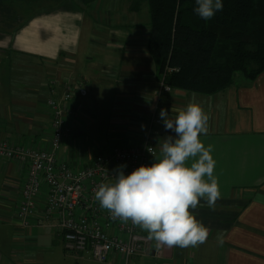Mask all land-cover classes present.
<instances>
[{
	"label": "crops",
	"instance_id": "obj_1",
	"mask_svg": "<svg viewBox=\"0 0 264 264\" xmlns=\"http://www.w3.org/2000/svg\"><path fill=\"white\" fill-rule=\"evenodd\" d=\"M130 6L128 0H98L89 8L81 0L18 5L19 28H0V141L49 150L52 113L46 100L59 99L63 82L72 81L77 87L74 105L82 116L72 123L75 134L64 142L59 160L76 169L88 165L102 152H83L86 123L97 120L90 95L98 80L111 87L104 110L110 147L143 141L160 79L147 47L149 9L145 4L132 11ZM52 79L60 80L56 89L50 86ZM235 80L223 93L174 89L160 102L170 118L176 115L172 107H185L189 100L209 117L200 139L213 147L220 197L212 208L201 199L203 206L190 209L208 229L205 243L169 247L152 239L131 260L112 254L106 263L86 253L67 254L57 227L37 226L43 195L38 216L28 224L17 215L28 165L0 159V264H264V73L252 84L242 76ZM160 133L157 155L163 139L175 136L164 127ZM186 163L190 166L192 159Z\"/></svg>",
	"mask_w": 264,
	"mask_h": 264
},
{
	"label": "built area",
	"instance_id": "obj_2",
	"mask_svg": "<svg viewBox=\"0 0 264 264\" xmlns=\"http://www.w3.org/2000/svg\"><path fill=\"white\" fill-rule=\"evenodd\" d=\"M59 81L52 79L51 88L56 89ZM158 84V101L154 112L147 119L143 141L129 148L110 147L88 165L77 169L59 160L64 142L71 140L75 134L72 123L82 116L74 105L77 87L72 81L63 82L64 89L59 99L50 97L46 100L52 113L49 150L0 141L1 160L28 165V178L22 188L21 203L17 210L24 224L38 216L39 198L43 195L44 208L37 219V226L57 227L67 254L86 253L93 261L106 263L112 254H119L129 261L149 247L152 239L147 231L133 225L130 220L124 222L119 218L113 219L108 210L99 206L95 192L100 183L113 180V170L118 165H126L123 170L127 175L141 165L150 166L153 163L158 152L157 139L163 129L159 117L160 102L163 95L174 91L165 78Z\"/></svg>",
	"mask_w": 264,
	"mask_h": 264
},
{
	"label": "clouds",
	"instance_id": "obj_3",
	"mask_svg": "<svg viewBox=\"0 0 264 264\" xmlns=\"http://www.w3.org/2000/svg\"><path fill=\"white\" fill-rule=\"evenodd\" d=\"M195 4L193 11L205 21L223 10V0H195ZM171 112L176 114L171 118L164 108L159 113L165 131L175 136L163 139L156 162L127 175L126 165H118L113 181L98 185L95 200L113 219L130 220L160 245L195 247L206 242L208 229L190 209L203 206L201 199L212 208L220 197L213 175V147H205L200 139L208 131L209 117L195 100L185 107H172Z\"/></svg>",
	"mask_w": 264,
	"mask_h": 264
},
{
	"label": "trees",
	"instance_id": "obj_4",
	"mask_svg": "<svg viewBox=\"0 0 264 264\" xmlns=\"http://www.w3.org/2000/svg\"><path fill=\"white\" fill-rule=\"evenodd\" d=\"M32 1L66 0H0V28L18 29L17 6ZM97 1L81 3L89 8ZM128 1L132 11L147 5V47L159 79L173 89L211 96L234 85L237 74L252 84L264 73V0H223V10L209 21L193 11L195 0Z\"/></svg>",
	"mask_w": 264,
	"mask_h": 264
},
{
	"label": "rangeland",
	"instance_id": "obj_5",
	"mask_svg": "<svg viewBox=\"0 0 264 264\" xmlns=\"http://www.w3.org/2000/svg\"><path fill=\"white\" fill-rule=\"evenodd\" d=\"M40 2L41 1H37ZM43 3V2H42ZM18 7V6H17ZM20 9V6L18 7ZM88 36L87 31L85 30L83 33V37L86 39ZM242 76V74H237V78ZM102 89V90H101ZM104 91V92H103ZM111 92V87L106 83V81L98 80L95 84V91L93 95H90V98H93V104H91V108L94 106V111H96L97 120L92 121V123L88 122L87 127L84 130V154L85 151L87 154H92L93 156L98 153V151H107L110 148V141H108V121L105 119L108 102V95ZM103 93H106L104 96ZM113 180L109 181L111 183Z\"/></svg>",
	"mask_w": 264,
	"mask_h": 264
},
{
	"label": "water",
	"instance_id": "obj_6",
	"mask_svg": "<svg viewBox=\"0 0 264 264\" xmlns=\"http://www.w3.org/2000/svg\"><path fill=\"white\" fill-rule=\"evenodd\" d=\"M110 167L112 168L113 167V164Z\"/></svg>",
	"mask_w": 264,
	"mask_h": 264
}]
</instances>
